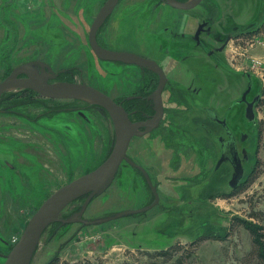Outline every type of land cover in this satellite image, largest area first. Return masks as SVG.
<instances>
[{"label":"rangeland","instance_id":"rangeland-1","mask_svg":"<svg viewBox=\"0 0 264 264\" xmlns=\"http://www.w3.org/2000/svg\"><path fill=\"white\" fill-rule=\"evenodd\" d=\"M106 1L0 0V83L17 66L43 60L55 72L70 70L60 79L71 73L72 82L100 86L113 98L131 94L105 74L90 47L92 24ZM208 1L231 15L240 31L255 32L235 37L217 60L218 66L215 58L194 54L190 41L185 46L177 44L190 55L184 62L187 65L168 57L163 60L174 86L193 85L202 92L178 95L168 89L162 128L153 136L135 137L130 144L128 155L148 170L157 186L159 205L103 224L60 225L81 208L84 199L73 202L45 231L31 264H47L57 255L81 264H241L249 254L251 233L237 219L264 225V214L261 220L251 218L264 213V0ZM158 4L160 0H123L102 26L100 41L108 48L161 61L164 56L155 55L162 54L159 44L142 23L151 20ZM157 10L152 26L159 32L172 27L176 32L193 33L206 9L200 5L181 10L164 4ZM254 58L262 63H253ZM108 67L123 75L122 81L129 72L133 83L140 82L135 68ZM190 70L197 75L196 81ZM248 89V100L255 103L253 120L247 118V105L240 102ZM206 108L227 119L237 135L240 154L244 149L249 153L242 178L234 186L230 161L216 170L221 157L219 137H226V131L208 117ZM36 110L27 109L31 119L41 113ZM104 111L88 106L82 112L87 118L52 113L35 122L0 114V264L53 193L109 156L116 138ZM243 135L248 137L244 142ZM153 201L154 194L141 173L124 162L111 186L93 199L83 218L93 221Z\"/></svg>","mask_w":264,"mask_h":264},{"label":"water","instance_id":"water-1","mask_svg":"<svg viewBox=\"0 0 264 264\" xmlns=\"http://www.w3.org/2000/svg\"><path fill=\"white\" fill-rule=\"evenodd\" d=\"M202 1L203 0H188L182 2L179 0H165L168 5L181 10H191L201 4ZM118 2L119 0H108L100 9L89 33L90 47L95 55L102 61L124 62L136 64L141 67L146 66L160 73V86L152 95L157 103L156 115L148 122L135 123L131 120L123 106L119 105L106 93L93 86L86 83H52L51 80L56 79L59 73H56L53 68L44 61H30L13 69L10 75L0 83V100L6 93L28 89L48 99L79 100L100 106L109 113L113 121L116 132V141L109 156L97 168L64 185L41 205L28 222L18 243H16L12 247L10 253L5 256L4 264H31L41 237L45 231L54 222L60 220L59 217L61 212L68 205L83 197H85V201L81 210L70 218L61 220L64 224L73 222H80L85 225L103 224L123 217L146 213L160 203L157 186L153 184L147 170L129 157L128 150L134 137H141L159 126L164 115L162 91L166 78L160 66L152 60L133 53L112 51L100 46L97 39V33L113 13ZM249 91L250 89L245 93L243 98H246ZM254 104V102H250L247 106V118L250 120L254 119ZM207 111L212 119H217L213 110L208 109ZM144 126L146 127V130L140 131L139 128ZM225 150L224 160L230 161L235 167V173L231 181V184L234 186L242 178L244 168L240 163L241 161L235 143L231 149ZM124 162L139 169L144 174L147 184L155 197L153 203L137 210H126L93 221L85 220L83 216L93 199L107 191L115 180Z\"/></svg>","mask_w":264,"mask_h":264},{"label":"flooded vegetation","instance_id":"flooded-vegetation-1","mask_svg":"<svg viewBox=\"0 0 264 264\" xmlns=\"http://www.w3.org/2000/svg\"><path fill=\"white\" fill-rule=\"evenodd\" d=\"M179 1L186 2L188 0H179ZM122 2H123V0H119L117 6L115 7V9L113 11V13L105 21L103 26L112 18L117 7L119 5H121ZM164 4H167L165 2V0H160V4H158V6L156 8L158 9L160 6H162ZM200 5H203L206 9L205 15H201L198 18L199 23H198V25H197V27L193 33L192 32H190V33L176 32L172 27H165L163 29V31L159 32L160 31L159 29L154 28L155 26H152L154 23L152 21V19H153V16L155 15V13L158 11L157 9L152 10V13L150 14L151 20L148 18H146V21L143 20L142 23H144V25L146 24V27L149 26V27H147V32H149L148 34L151 35L152 39L159 44L157 46H158V48H160L159 51L162 54H155V55H156V57H158L159 55L164 56V59H162L161 61L159 60L161 63L154 58L153 59L148 58L146 56L135 53L134 51H123V50H119V49L108 48L109 46L104 45L99 39V32H100L102 27L99 29V31L97 33L98 42H99L100 46H102L103 48H106V49H109L112 51L129 52V53H133V54L139 55L141 57L147 58L149 60H152L160 66L161 70L165 74L166 80H165L164 88L162 91L164 115L161 119L159 126L156 127L154 130H152L151 132L141 136V138L145 137L147 135L153 136L154 133H156L159 129L162 128L163 122H164L166 114H167L166 105L164 102L165 101L164 97H165V92H167L168 89L178 92V95H180V93H182L184 91H187V92L192 91L194 93V95H198L202 92L201 87H194L193 85H188V86H184L182 88L181 85L174 86L172 84V79H173L172 75L170 74V72H168V66L166 65V63L163 62V60H165V58L168 57L170 59V61H173L174 63H177L178 65L180 64V66H184V65H187V64H184V62H186L190 56L189 54H187L185 52V50H187L186 47L178 46L177 44L183 43L184 44L183 46H185L186 43H184V42L190 41V42L194 43V48H195L194 54L199 53V55L203 54V55L208 56V58H215L216 59L215 61L217 62V64L215 63V66H218L219 63L217 60L220 59V57H223L229 43L232 40L236 39L237 37L248 36L247 33L249 31H251V30L240 31L239 24L234 22V20L233 21L231 20V15L224 14L223 11L220 9V6L217 5L215 2L203 0L201 2V4H199L198 6H200ZM193 9H191V10H193ZM150 16H149V18H150ZM230 25H232V27L230 29H227L226 27L230 26ZM40 61H43V60H40ZM99 61L102 63V65L100 64L99 67L105 72V74L109 78L112 79L113 83L115 84L117 82L120 85L119 86L120 88H123L125 91H130L131 94H129L125 97L113 98L107 92H105L106 90H104L100 86L91 85L88 83H86V84L101 90L102 92H104L108 96H110L119 105L123 106L133 122L144 123V122H148L149 120L153 119L156 115V104L157 103H156V99L152 95L157 91V89L160 86V83H161L160 73L154 69L149 68V67H146V66L141 67V66L136 65V64H129V63H124V62H113V61H102L100 59H99ZM47 64H49V63H47ZM108 64H115L117 66H120L121 68H127L126 70H132L131 68H135L137 73H135L134 75L139 74L140 82L133 83L132 77L129 76V74H130L129 72H127L128 74H125L126 75L125 79H124L125 81H122L123 75L112 71L108 67ZM69 71L70 70H62V71L56 72V73H59V75L56 79L51 80V82L54 83V82L65 81V82H69V83H79V82H72L74 80L71 78H70L71 80L69 79V77H70V76H68L69 73H67V75L65 74L66 75L65 77H67V79H60V77H61V75H63V73L69 72ZM72 73H74V72L72 71ZM190 73L192 74V78L196 81L197 75L193 71H191ZM78 74H79V76H81V78L84 75L83 71H81V70H80V72L78 71ZM69 75H71V73ZM21 77H24V76H21ZM127 78H128V80L126 81ZM202 81H203V79H202ZM82 83H84V82H82ZM20 91H22V90H20ZM20 91H14L12 93L16 94ZM250 92H251V89L248 92V94L246 95V98H243L245 95V93H244L242 99L240 100L241 103H245L247 106L250 103V101L248 100V95L250 94ZM40 97H42V96H40ZM182 97L187 98L186 96H182ZM44 99H47V98H44ZM189 99H190V101H192L191 96ZM47 100H50L47 102H49V104H52L50 107L47 106L46 102L43 105L38 106L40 108H35V106H32V107L30 106V108L34 107V109H37L36 111L41 110V113L37 114V116H35L34 118L32 117V119H31V116L27 113L28 111L26 108H24L23 111H21V110H18L17 108H14V105L10 109L5 108V107L0 108V114H10V115H14L16 117L24 118V119H27L29 121L35 122L39 118L49 116L52 113H68V114L76 113L79 116H82V118H87L86 115L82 114V112L85 111L88 106L98 108L102 111L105 110L100 106L92 105V104H89L87 102L79 101V100H71V99H67V100L47 99ZM80 103L81 104L85 103L87 106H85V108H82V107L80 108V106L77 105ZM207 110H208V108H206V112L208 114V117L212 121H215L216 123L221 125L226 131V137H224V136L219 137V142L221 144V157L217 163L216 170H219L223 164L228 162V161L224 160V151H226L225 149H231L234 143L236 145V150L238 151V154H239V159L241 161L240 163H241L242 167L244 168L245 163L248 162V160L250 159L249 153L247 152V150L244 149V150H242V155L240 154V151L238 149L237 135L235 134L234 130L230 127L227 119L226 120L221 119L219 117V115L213 109H211L215 112V114L217 116L216 120L212 119ZM104 112H106L107 117L113 123L109 113L106 110ZM139 130L145 131L146 127L145 126L141 127V128H139ZM114 135L116 138L115 128H114ZM247 139H248V137L246 135L241 136L242 142L246 141ZM137 164H139V163H137ZM139 165H141V164H139ZM232 166L234 167L233 164H232ZM135 169L139 173H141V175L143 176V178L146 181L144 174L139 169H137V168H135ZM234 170H235V167H234ZM244 171H245V169H244ZM147 172H148V170H147ZM146 183H147V181H146ZM199 184H201V183L200 182L196 183L194 185V187L199 186ZM81 199H84V201H85V197H83ZM154 199H155V197H154ZM77 201H81V200L79 199ZM77 201H75V202H77ZM82 205H81V208H82ZM81 208L78 209L77 211H75L73 214L78 213L81 210ZM71 216H73V215H69V216H67V218H70ZM67 218H64V219H67ZM60 222H61L60 225L64 224L63 221H60Z\"/></svg>","mask_w":264,"mask_h":264},{"label":"trees","instance_id":"trees-1","mask_svg":"<svg viewBox=\"0 0 264 264\" xmlns=\"http://www.w3.org/2000/svg\"><path fill=\"white\" fill-rule=\"evenodd\" d=\"M254 31H249L247 34L252 35ZM11 73V70L6 74L4 79ZM50 100L44 99L40 97L36 92L31 90H22L18 93H6L3 95L0 101V108H17L18 110L23 111L24 108L28 109L30 106L38 105L41 106L45 102L48 107L52 104H49ZM55 106V105H54ZM47 107V108H48ZM34 108V107H33ZM35 108H40L36 107ZM263 212L255 213L251 215V218L261 220L263 217ZM237 222L245 226L251 233L252 237V249L249 254L243 259L241 264H264V225L259 223H255L254 221L244 220V219H237ZM195 240V239H194ZM168 253H160L161 256H166ZM47 264H81V263H69L68 261H64L60 255H57Z\"/></svg>","mask_w":264,"mask_h":264},{"label":"built area","instance_id":"built-area-1","mask_svg":"<svg viewBox=\"0 0 264 264\" xmlns=\"http://www.w3.org/2000/svg\"><path fill=\"white\" fill-rule=\"evenodd\" d=\"M252 61H253V63H255V64H261L262 62L260 61V60H258V59H252Z\"/></svg>","mask_w":264,"mask_h":264},{"label":"bare ground","instance_id":"bare-ground-1","mask_svg":"<svg viewBox=\"0 0 264 264\" xmlns=\"http://www.w3.org/2000/svg\"><path fill=\"white\" fill-rule=\"evenodd\" d=\"M159 194V193H158Z\"/></svg>","mask_w":264,"mask_h":264}]
</instances>
